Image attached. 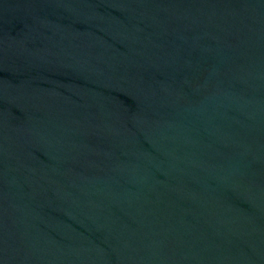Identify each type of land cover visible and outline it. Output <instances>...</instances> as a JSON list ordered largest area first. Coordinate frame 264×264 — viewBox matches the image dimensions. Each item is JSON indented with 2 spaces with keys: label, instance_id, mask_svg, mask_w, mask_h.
Wrapping results in <instances>:
<instances>
[{
  "label": "water",
  "instance_id": "water-1",
  "mask_svg": "<svg viewBox=\"0 0 264 264\" xmlns=\"http://www.w3.org/2000/svg\"><path fill=\"white\" fill-rule=\"evenodd\" d=\"M0 264H264V0H0Z\"/></svg>",
  "mask_w": 264,
  "mask_h": 264
}]
</instances>
